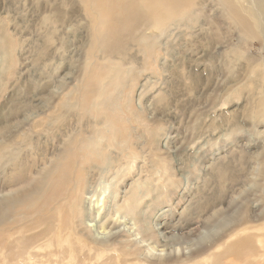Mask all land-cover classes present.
Listing matches in <instances>:
<instances>
[{
	"label": "rangeland",
	"instance_id": "obj_1",
	"mask_svg": "<svg viewBox=\"0 0 264 264\" xmlns=\"http://www.w3.org/2000/svg\"><path fill=\"white\" fill-rule=\"evenodd\" d=\"M29 1L0 0V52L10 51L0 54V264H264L261 37L247 39L224 20L219 0H202L158 39L144 44L132 38L129 51L115 53L112 60L123 74L113 85L94 50L99 45L105 56L106 41L94 42L83 0L59 7L31 0L33 13L40 10L36 20L28 18ZM74 12H80L79 21ZM56 15L64 22L77 20L76 31H66V24L54 21ZM54 24L58 38L52 44L62 47L58 56L52 55L48 38ZM67 72L78 77L66 88L72 90L67 95L71 105L38 115L46 120L42 128L25 121L39 112L33 99L47 101L52 86L66 82ZM73 177L79 184L76 195L68 191ZM249 181L251 188L245 190ZM131 183L143 197L131 210L122 207V213L142 217L139 233L151 240L156 234L148 227L146 232L145 225L159 216L171 232L194 242L188 256L163 263L143 260L125 231L111 236L107 245L88 238L93 233L78 222L85 193L108 184L109 195L122 202ZM110 196L102 199L98 219L105 231L116 226ZM58 201L63 214L53 210ZM58 216L63 217L61 233ZM70 221L79 234L68 232ZM246 238L250 245L236 248Z\"/></svg>",
	"mask_w": 264,
	"mask_h": 264
},
{
	"label": "bare ground",
	"instance_id": "obj_2",
	"mask_svg": "<svg viewBox=\"0 0 264 264\" xmlns=\"http://www.w3.org/2000/svg\"><path fill=\"white\" fill-rule=\"evenodd\" d=\"M18 1V0H17ZM25 1V0H24ZM75 1V0H73ZM215 1V0H214ZM47 2H49L54 7H59L62 5H71L69 0H47L44 5H47ZM76 2V1H75ZM95 2V3H93ZM202 0H83L80 5L83 8V11L89 15L90 17V23L93 28V34H95V43H100L102 41H106V46L108 47L105 56L102 54L104 51L102 47L99 45H94L95 53H99V55H103L99 58L101 61L100 65L106 69L107 71V81L110 82V84H115L116 78L123 74V71L117 67V62H113V58L115 53H123L127 49L128 41L132 38H136L142 41V43L148 44L150 39L157 38L158 36L165 32L167 28L169 30L172 29L173 23L176 21H180L185 15H191V12H194L193 10L196 9V7L199 5L198 3H201ZM17 3V2H16ZM15 3V4H16ZM37 3V2H35ZM34 3V4H35ZM19 4V3H18ZM21 4V3H20ZM36 5V4H35ZM197 5V6H196ZM196 6V7H195ZM14 7V6H13ZM11 8V7H8ZM29 8L28 18L31 19H38L40 17V10L36 13H33V2L30 0L27 3V7ZM219 8H221L222 15L225 17L224 20H227L228 23L231 24L232 28H236L237 31H240L244 37L247 39H256L259 35L262 40V49L264 50V0H219ZM17 9V8H15ZM7 12V11H6ZM12 12V11H11ZM24 12V11H23ZM22 12V13H23ZM16 13V12H15ZM14 13V14H15ZM25 13V12H24ZM7 14V13H6ZM18 15V14H17ZM74 15L78 17L80 16V12H74ZM193 15V14H192ZM19 16V15H18ZM25 16V14L23 15ZM2 17V16H1ZM7 17V16H6ZM79 18H82L79 17ZM193 18V17H192ZM200 19V18H199ZM14 20V19H11ZM71 22H64V18L60 15H56L54 17L55 22H62L61 24L64 25V29L66 31H72L75 32L76 29V21ZM84 20V18H83ZM197 20V19H196ZM79 21V20H78ZM226 21V22H227ZM64 22V23H63ZM82 22V21H81ZM87 22V19H86ZM187 22V21H186ZM185 22V23H186ZM76 23V25H75ZM89 23V22H88ZM197 23V22H196ZM189 24V23H188ZM192 24V23H191ZM199 24V23H198ZM83 25V24H82ZM178 25V23L176 24ZM197 25V24H196ZM206 25V24H205ZM10 26V25H9ZM86 26V25H84ZM88 26V24H87ZM86 26V28H87ZM90 26V25H89ZM189 26V25H188ZM192 26V25H191ZM198 26V25H197ZM201 26V24H200ZM204 26V25H203ZM207 26V25H206ZM7 27V26H5ZM5 27L3 26L2 31L5 32ZM57 24H54L51 28V31L49 33V42L51 46L54 47L52 51L53 56H58L62 47L59 46L58 48L55 47L54 44H52V41L54 38H58L56 35L57 31ZM82 27V26H81ZM177 27V26H176ZM196 27V26H195ZM209 27V26H208ZM77 28V27H76ZM80 28V27H79ZM89 28V27H88ZM84 29V28H83ZM82 29V30H83ZM206 29V28H205ZM210 29V28H209ZM85 30V29H84ZM89 30V29H87ZM85 30V31H87ZM190 30V29H189ZM196 30V29H195ZM235 30V29H234ZM78 31V30H77ZM80 32V30H79ZM89 32V31H87ZM172 32V31H171ZM200 32V31H199ZM203 32V31H202ZM208 32V31H207ZM239 32V33H240ZM82 33V32H81ZM1 34V33H0ZM165 34V33H164ZM172 34V33H171ZM200 34V33H199ZM198 34V36H199ZM210 33L208 32V35ZM84 36L83 34H81ZM87 34H85V37ZM162 35V34H161ZM166 35V34H165ZM191 35V34H190ZM81 36V37H82ZM193 36V35H191ZM207 36V34H206ZM3 38L5 36H2ZM14 37V36H13ZM89 37V35H88ZM87 37V39H88ZM195 37V36H194ZM193 37V38H194ZM200 37H202L200 35ZM19 38V37H18ZM170 38V37H169ZM184 38V37H183ZM211 38V37H210ZM61 41H63L62 38H60ZM92 39V38H90ZM246 39V40H247ZM83 40V39H82ZM182 40V38H181ZM245 40V39H244ZM257 40V39H256ZM87 41V40H86ZM90 41V40H88ZM159 41V40H158ZM161 41V40H160ZM166 41V39H165ZM163 41V42H165ZM243 41V40H242ZM91 42V41H90ZM90 42L82 43L83 46L89 47ZM185 41H183L184 43ZM135 43V42H134ZM162 43V42H160ZM5 46H8V42L5 43ZM62 44V43H61ZM154 44V43H153ZM165 44V43H164ZM187 44V43H186ZM21 45V44H20ZM130 45V43H129ZM161 45V44H160ZM185 45V44H184ZM149 45H147L148 47ZM9 47V46H8ZM10 48V47H9ZM104 48V47H103ZM132 48V47H131ZM173 48V47H172ZM146 49V48H145ZM217 49V48H216ZM13 50L15 51V47H13ZM147 50V49H146ZM200 50V49H199ZM209 50V49H208ZM86 51V50H84ZM129 51V50H128ZM133 51V49H132ZM214 51V50H213ZM145 52V51H144ZM210 52V51H209ZM147 53V52H146ZM212 53V51H211ZM0 54H10V51H7L6 49H2V53ZM125 54V53H124ZM134 54V53H133ZM190 54V53H189ZM216 54V53H215ZM97 55V56H99ZM132 55V54H131ZM181 55V54H180ZM204 55V54H203ZM121 56V55H120ZM139 56V55H138ZM147 56V55H146ZM202 56V55H201ZM130 57V56H129ZM179 57V56H178ZM122 58V57H121ZM180 58V57H179ZM199 58V57H198ZM240 58V57H239ZM242 58V57H241ZM163 59V58H162ZM175 59V58H174ZM196 59V58H195ZM94 60V59H93ZM116 60V58H114ZM119 60V59H117ZM121 60V59H120ZM119 60V61H120ZM124 60V59H123ZM145 60V59H144ZM177 60V59H176ZM183 60V59H182ZM189 60V59H188ZM239 60V59H238ZM107 62L108 64L106 65ZM125 61V60H124ZM158 61V59L156 60ZM165 61V60H163ZM236 61V60H235ZM97 62V61H96ZM123 62V61H122ZM177 62V61H176ZM193 62V61H192ZM240 62V61H239ZM243 62V61H242ZM131 63V62H130ZM182 63V62H181ZM190 63V62H189ZM241 63V62H240ZM98 64V63H96ZM120 64V63H118ZM128 64V63H127ZM171 64V63H169ZM191 64V63H190ZM189 64V65H190ZM204 64V63H203ZM164 65V63H163ZM176 65V64H174ZM197 65H199L197 63ZM205 65V64H204ZM243 65V64H242ZM261 65V64H260ZM100 66V67H101ZM169 66V65H168ZM171 66H173L171 64ZM186 66V65H185ZM211 66V65H210ZM238 66V65H237ZM251 66V65H250ZM249 66V67H250ZM257 66V65H256ZM255 66V67H256ZM92 67V66H91ZM129 67V66H128ZM200 67V66H199ZM243 67V66H242ZM254 67V68H255ZM130 68V67H129ZM192 68V67H191ZM203 68V67H202ZM206 68V67H205ZM248 68V67H247ZM247 68L245 70H247ZM252 68V67H251ZM264 68V67H263ZM163 69V67H162ZM174 69V68H173ZM177 69V68H176ZM195 69H198L195 67ZM238 69V68H237ZM128 70V68H127ZM185 70V69H184ZM183 70V71H184ZM250 70V69H249ZM253 70V69H252ZM258 70V68H257ZM264 70V69H263ZM176 71V70H174ZM186 71V70H185ZM184 71V73H185ZM204 71V70H203ZM254 71V70H253ZM129 72V71H128ZM206 72V71H205ZM231 72V71H230ZM106 73V72H105ZM179 73V71H178ZM190 73V72H189ZM203 73V72H202ZM255 73V71H254ZM253 73V74H254ZM248 74V73H247ZM262 74V73H261ZM264 74V73H263ZM129 75V74H128ZM184 75V74H182ZM188 75V74H187ZM191 75V74H190ZM185 76V75H184ZM121 77V76H120ZM126 77V76H125ZM250 77V76H249ZM252 77V76H251ZM122 78V77H121ZM127 78V77H126ZM189 78V77H188ZM66 82L63 85L57 86L53 85L52 88L49 90V95L51 97L47 98V101L45 100L46 97L41 98H34L36 106L39 107V112L35 113L32 116H29L25 119V121H36V127L42 128L46 124L45 118H40L38 115L43 114L45 111H48L50 113H56L58 111H61L64 107L70 106L71 102L67 99V95L72 90H66V88L73 84V82H77L78 77L73 76L71 72H67L64 75L63 78ZM128 79V78H127ZM254 80L256 79L253 78ZM263 79V77H262ZM261 79V81H262ZM126 80V79H125ZM204 80V79H203ZM246 80V79H245ZM83 81V80H82ZM102 83L105 81L104 78L101 79ZM264 81V80H263ZM85 82V81H84ZM256 82V80H255ZM96 83V82H95ZM184 83V82H183ZM258 83V82H257ZM94 84V83H93ZM98 84V83H97ZM208 84V83H207ZM223 84V83H222ZM225 84V83H224ZM251 84V83H250ZM260 84V83H259ZM100 85V84H98ZM184 85V84H183ZM186 85V84H185ZM103 87V84L101 85ZM99 86V87H101ZM256 86V85H255ZM261 86V85H260ZM80 87V86H79ZM121 87V86H120ZM191 87V86H190ZM243 87V86H241ZM77 84L73 88L76 89ZM250 88V87H249ZM253 88V87H252ZM264 88V87H263ZM255 89V88H254ZM77 90V89H76ZM237 90V89H236ZM233 91V90H232ZM259 91V90H258ZM237 92V91H236ZM235 92V93H236ZM239 92V90H238ZM241 92V91H240ZM190 93V91H189ZM203 93V92H202ZM201 93V94H202ZM219 93V92H218ZM263 93L262 91H259L260 95ZM46 94V93H45ZM81 94V93H80ZM99 95V93H98ZM82 96V95H81ZM100 96V95H99ZM73 97V96H72ZM252 97V96H250ZM233 98V97H232ZM248 98V96H247ZM184 99V98H183ZM247 101V100H246ZM253 101V100H252ZM262 101V100H261ZM260 101V103H261ZM258 103V102H257ZM254 104V102H253ZM262 105V108L263 109ZM253 107V106H252ZM146 108V107H145ZM141 110V109H140ZM254 110V109H253ZM261 112V111H260ZM263 112V111H262ZM147 113V112H146ZM150 114V113H149ZM154 114V113H153ZM253 115V114H252ZM250 116V115H249ZM251 117V116H250ZM139 118V117H138ZM249 118V117H248ZM141 119V118H140ZM150 119V118H149ZM253 120V118H252ZM146 122V121H145ZM241 122V121H240ZM147 123V122H146ZM236 124V123H235ZM227 125V124H226ZM238 126V125H237ZM227 128V127H226ZM225 128V129H226ZM182 129V128H181ZM222 129V128H221ZM46 130V129H45ZM262 132V131H261ZM82 135V134H81ZM202 142V141H201ZM161 144V143H160ZM165 144V143H164ZM259 156V155H258ZM261 159V158H260ZM264 160V159H263ZM252 165V164H251ZM253 166V165H252ZM256 168V167H255ZM258 168V167H257ZM228 170V169H227ZM254 171V170H253ZM223 175V174H222ZM252 176V175H251ZM255 176V175H254ZM248 177V176H247ZM256 177V176H255ZM187 178V177H186ZM249 178V177H248ZM251 179V178H250ZM227 181V180H226ZM251 181L245 184V190H248L251 188ZM78 182L75 179V177L72 178V181L70 182L68 191L71 193H74L76 195V190L78 187ZM133 184H129L127 188L124 189V197L122 202H118L119 198L116 199V196H110V185L106 184L103 187H99L98 189L91 187L89 191H87L86 198L84 200V209L79 213L78 222L80 225H84L85 230L91 231L93 234H88V238L92 241H95L94 243H100L101 245H107L108 240L111 236L117 235L120 233H125L129 235L130 238H132L131 247L134 248L136 251L141 252L138 253V257H140L143 260L146 261H157L159 263H163L162 260H169L173 257H178L179 254L188 256L190 252L193 249L194 242L184 240L182 238L183 235L177 234V232L169 230L168 226L165 224L166 222L160 221L159 216L152 218L151 222H147V225H145V231H149L148 228H151L155 234H156V240H151L149 238L144 239L141 237L139 233L138 228V221L142 220V217H137V219L128 216L127 214L122 213V207L125 211L131 210L132 208L136 207L137 202L143 197L142 192L139 190V188L134 189L132 191L131 186ZM115 189V188H114ZM116 194V193H115ZM84 196L82 193L78 194L76 197V200H80ZM110 196V198L113 201V205H111V216L113 218L115 229L112 230L111 228L107 231H105L102 227V225H98V219L100 216L101 208L103 207V200ZM103 199V200H102ZM75 200V201H76ZM128 200L124 205V201ZM239 200V199H238ZM237 200V201H238ZM74 201V202H75ZM234 201V200H233ZM61 201H58L56 205H54L53 210H58L61 212L59 208V204ZM34 204V203H33ZM79 205V204H78ZM61 207V206H60ZM63 207V206H62ZM61 207V208H62ZM74 209V205L70 206L69 209ZM211 208V206H210ZM63 210V209H62ZM80 211V210H79ZM74 212V211H73ZM59 213V212H58ZM62 213V212H61ZM77 213V212H76ZM75 213V214H76ZM42 214V213H41ZM50 214V212H49ZM48 214V215H49ZM60 214V213H59ZM63 214V213H62ZM66 215V214H65ZM109 215V212H108ZM157 215V214H155ZM160 215V213H159ZM64 216V215H63ZM47 218V214L45 215ZM62 217V216H61ZM103 220L105 219V216H103ZM162 217V216H160ZM195 218V217H194ZM63 219V217H62ZM60 216L56 218V224H57V230L59 233L62 232L63 223ZM196 219V218H195ZM224 219V218H223ZM163 220V219H162ZM165 220V219H164ZM227 220V219H226ZM105 221V220H104ZM196 221V220H195ZM64 222V220H63ZM206 222V220H205ZM204 222V223H205ZM225 225L229 224L227 221H225ZM229 222V220H228ZM71 224L70 231L69 228L67 229L68 232L77 233L79 234V231L77 232L76 229H79L78 226H75L72 229V223ZM150 223V224H149ZM144 224V223H143ZM111 225V224H110ZM206 225V224H205ZM193 226V225H191ZM114 227V226H112ZM148 227V228H147ZM171 227V226H170ZM217 227V226H216ZM225 227V226H224ZM81 228V229H84ZM106 228V227H104ZM172 228V227H171ZM215 229V228H214ZM219 230H222V228H218ZM217 229V230H218ZM247 228H245L246 231ZM141 230V228H140ZM263 230V229H260ZM42 231V230H41ZM40 231V232H41ZM114 231V232H113ZM211 229H207L203 235H209ZM243 230H240V233ZM216 233V231H213L212 235ZM220 232V231H219ZM218 232V233H219ZM239 233V232H238ZM244 233V232H243ZM217 234V233H216ZM124 235V234H123ZM152 235H154L152 233ZM202 235V236H203ZM218 235V234H217ZM233 236V235H232ZM231 236V238H232ZM87 237V236H86ZM206 237V236H205ZM216 237V236H215ZM204 238V237H203ZM262 237H260L261 239ZM234 239V238H233ZM97 240L99 242H97ZM238 240V239H237ZM262 240V239H261ZM127 241H130L129 239ZM125 242V241H124ZM231 242V241H230ZM249 239L246 238L240 242L237 243V247H243L248 244ZM262 244V243H261ZM250 245V243L248 244ZM264 246V245H263ZM245 247V246H244ZM220 248V247H218ZM240 250V249H239ZM238 250V251H239ZM128 255H130L129 252H127ZM241 253V252H240ZM127 255V254H126ZM136 255V256H137ZM262 256V254H260ZM264 256V254H263ZM235 258V257H234ZM258 258V257H257ZM206 259V258H205ZM205 259L203 258V261L205 262ZM259 259V258H258ZM257 259V260H258ZM264 259V258H263ZM207 260V259H206ZM262 260V259H261ZM202 261V260H201ZM200 261V262H201ZM232 261V259H230ZM263 261V260H262ZM203 262V263H204ZM233 262V261H232ZM149 264H155V262H148ZM199 263V262H197ZM207 263V261L205 262ZM235 263V262H234ZM231 264V263H230Z\"/></svg>",
	"mask_w": 264,
	"mask_h": 264
}]
</instances>
